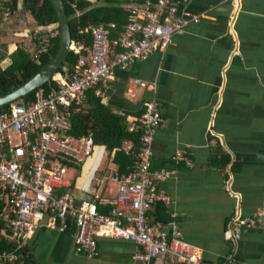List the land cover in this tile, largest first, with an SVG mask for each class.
Instances as JSON below:
<instances>
[{
  "label": "crops",
  "instance_id": "0c3cea01",
  "mask_svg": "<svg viewBox=\"0 0 264 264\" xmlns=\"http://www.w3.org/2000/svg\"><path fill=\"white\" fill-rule=\"evenodd\" d=\"M174 3L180 15L199 22L175 34L165 50L115 69L103 101L128 129L147 102L160 103L164 121L154 135L152 167L172 171L163 184L172 203L162 217L178 214L184 240L199 248L208 264H264V222L243 229L240 239L232 231L235 218L256 217L264 209V0ZM27 16L13 15L0 27V34L6 30L16 37L11 52L16 42L28 40ZM131 79L149 86L131 98L126 93ZM181 150L188 151L191 165L174 161ZM94 156L90 168L88 160L81 165L80 177H68V191L77 203L94 201L108 213L118 193L119 184L111 180L119 175L118 165L103 146H96ZM157 211L150 218L162 227ZM97 251L93 258L78 253L74 230L60 232L43 221L29 239L24 253L29 260L17 264H138L140 248L99 237Z\"/></svg>",
  "mask_w": 264,
  "mask_h": 264
},
{
  "label": "built area",
  "instance_id": "2783aa9c",
  "mask_svg": "<svg viewBox=\"0 0 264 264\" xmlns=\"http://www.w3.org/2000/svg\"><path fill=\"white\" fill-rule=\"evenodd\" d=\"M130 13L132 21L117 38V25L111 23L86 30L92 36L90 45L71 41L70 53L78 58L70 74L53 79L59 83L56 89L47 94L40 87L32 100L21 98L10 109H0V197L7 202L6 213L0 219L7 221L10 233H2L13 244L12 249L0 251V264L20 261L31 235L43 221L60 232L74 230L77 252L90 258L98 255L97 238L112 237L132 241L140 248L138 264H208L201 250L182 237L177 213L172 211L162 227L150 218L157 204L168 207L172 203L171 195L163 188L172 171L152 167L154 135L164 121L158 100L147 102L141 117L129 128L140 133L142 149L134 171L125 177H111L119 184L115 206L102 213L96 202L77 203L68 191L71 181L67 163H85L96 149L91 136L64 135L70 126L72 104L91 89L105 98L115 69L125 70L165 50L175 34L200 20L180 15L174 0H146ZM12 17L10 8L0 1V27L9 24ZM58 34L56 27L34 30L35 59L47 51L50 35ZM148 86L145 81L131 79L126 93L133 98L139 88ZM122 148L129 153L133 144L124 142ZM173 159L178 164H192L186 150L178 151ZM263 222L264 209L256 217L235 218L234 239H240L243 229Z\"/></svg>",
  "mask_w": 264,
  "mask_h": 264
},
{
  "label": "trees",
  "instance_id": "16d2710c",
  "mask_svg": "<svg viewBox=\"0 0 264 264\" xmlns=\"http://www.w3.org/2000/svg\"><path fill=\"white\" fill-rule=\"evenodd\" d=\"M5 6H8L14 16L22 14L30 16L33 25H30V31L27 37L28 44L24 41L16 43L17 48L9 51L13 42L4 41L1 34H7L9 31H3L0 34V96L9 94L18 89L37 75L58 53L60 48L61 29L57 13L51 0H0ZM146 0H64L66 14L69 20L72 41H83L87 45L92 42V36L86 31L90 26H108L111 23L117 25L118 34L123 31L124 27L132 21L131 9L133 7L143 6ZM12 21V20H11ZM39 27H56L59 31L57 36H51L47 41V51L34 58V51L37 40L34 36V30ZM26 42V41H25ZM78 55L70 53L67 62L60 69L59 74L67 75L73 70ZM10 59L11 63L3 67L5 60ZM57 81H49L42 88L48 94L58 87ZM35 92L25 100L30 101L34 98ZM16 102V101H15ZM13 104V103H12ZM12 104L0 107V109H10ZM70 126L64 130V135L76 138H85L91 136L94 139L95 146L105 147L107 155L113 158V162L118 165L120 177H125L135 170L138 162V154L142 149L140 133L132 132L128 129L125 120L113 113L105 104L102 97L96 95V89H91L85 95L77 99L69 109ZM126 139L133 141V148L129 153H125L122 145ZM68 167H79L83 163L68 162ZM159 219L165 215L164 205L159 203L155 207ZM7 209L5 198L0 197V216H4ZM100 212H103L98 206ZM112 209V208H111ZM110 209V210H111ZM169 218H163L162 223L165 225ZM10 228L4 219H0V251L12 249L13 244L2 233ZM25 257V259H24ZM23 254L22 259L26 260ZM29 260V258L27 259Z\"/></svg>",
  "mask_w": 264,
  "mask_h": 264
},
{
  "label": "water",
  "instance_id": "95a60500",
  "mask_svg": "<svg viewBox=\"0 0 264 264\" xmlns=\"http://www.w3.org/2000/svg\"><path fill=\"white\" fill-rule=\"evenodd\" d=\"M57 13L60 34V48L57 55L32 79L7 95L0 96V107L12 104L15 101L27 97L35 90L53 80L70 55V44L72 41L71 28L66 14L64 0H51Z\"/></svg>",
  "mask_w": 264,
  "mask_h": 264
},
{
  "label": "rangeland",
  "instance_id": "374dc122",
  "mask_svg": "<svg viewBox=\"0 0 264 264\" xmlns=\"http://www.w3.org/2000/svg\"><path fill=\"white\" fill-rule=\"evenodd\" d=\"M28 17V20H29V25H33V21H32V19L30 18V16H27ZM12 36H13V33L12 32H7V34H1V37H4V41H8V42H13V39H12ZM15 39H16V37L14 38V42L13 43H15ZM17 43V42H16ZM24 43L25 44H28L29 42L28 41H24ZM13 46V45H12ZM13 48V47H12ZM10 51V50H9ZM94 159H95V156L94 157H90V158H88V161H87V163H86V165H85V167H89L90 168V166H91V164H92V162L94 161ZM83 166V165H82ZM82 166L80 165L79 167H72V168H69V170H68V174H67V176L69 177V178H71L72 180H74L75 178H76V176H81L82 175V173L85 171V170H83V168H82ZM84 167V168H85ZM81 168V169H80ZM87 172H88V170H87ZM78 182H79V178H78Z\"/></svg>",
  "mask_w": 264,
  "mask_h": 264
},
{
  "label": "bare ground",
  "instance_id": "6f19581e",
  "mask_svg": "<svg viewBox=\"0 0 264 264\" xmlns=\"http://www.w3.org/2000/svg\"><path fill=\"white\" fill-rule=\"evenodd\" d=\"M56 77H57V78H59L60 76H59V75H57Z\"/></svg>",
  "mask_w": 264,
  "mask_h": 264
},
{
  "label": "clouds",
  "instance_id": "9594fccd",
  "mask_svg": "<svg viewBox=\"0 0 264 264\" xmlns=\"http://www.w3.org/2000/svg\"><path fill=\"white\" fill-rule=\"evenodd\" d=\"M59 75V74H58Z\"/></svg>",
  "mask_w": 264,
  "mask_h": 264
}]
</instances>
